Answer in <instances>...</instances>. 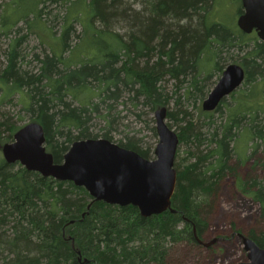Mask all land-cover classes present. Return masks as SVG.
I'll return each instance as SVG.
<instances>
[{"label":"trees","instance_id":"16d2710c","mask_svg":"<svg viewBox=\"0 0 264 264\" xmlns=\"http://www.w3.org/2000/svg\"><path fill=\"white\" fill-rule=\"evenodd\" d=\"M138 1L142 11L126 0H76L67 7L58 38L48 22L42 23L45 0H33L32 8L14 22L1 15L6 36L21 22L29 33L39 34L35 28L40 22L52 40L41 39L45 50L43 58L35 56L38 70L23 68L19 48L24 38L13 40L4 51L7 62L0 80L25 98L22 111L43 126L55 164L64 162L75 142L88 139H107L153 160L152 150L140 140L127 137L115 142L111 135L115 105L167 108L172 97L165 85L170 80L180 87L188 83L186 98L204 102L207 83L216 72L222 77L224 53L244 54L240 65L246 71L245 89L214 112L199 108L197 120L187 111L178 118L167 108V119L180 124L175 131L179 147L185 145L190 157L187 164L177 162L178 149L174 211L158 216L144 218L134 206L95 201L72 182L46 178L3 159L0 264H168L179 246L202 249L199 239L205 242L210 229L212 201L227 177L261 205L264 217V178L240 173L241 166L255 159L253 167L261 164L264 172V42L239 28L209 24L216 0ZM76 23L82 28L81 40L71 46ZM113 23H124L126 34L116 32ZM85 41L98 52L83 50L75 59ZM206 59L215 62L214 71H206ZM180 101L177 98L178 105ZM216 113L222 115L219 123ZM98 119L106 125L102 136L93 132ZM21 127L0 123V131L10 130L6 144L14 141ZM248 237L264 249V229L252 230Z\"/></svg>","mask_w":264,"mask_h":264},{"label":"rangeland","instance_id":"374dc122","mask_svg":"<svg viewBox=\"0 0 264 264\" xmlns=\"http://www.w3.org/2000/svg\"><path fill=\"white\" fill-rule=\"evenodd\" d=\"M75 1L76 0H45V3L41 5V8L45 10L42 23L48 22V27L53 28V32H55V38H58L63 31V18L66 15L67 7ZM126 1L136 11H142L141 1ZM32 6L33 0H0V18L3 14L9 21L14 22L19 16L26 14ZM241 8L242 0H216L214 7L209 12L208 23H219L228 26L230 29H238L237 21L240 17ZM116 23L112 24L115 31L125 35L128 31V27L124 23H119L118 25H116ZM38 24L39 28L35 29L39 34L29 33L27 26L21 22L11 31L9 36H6L4 35L0 23V74L7 62L4 51L9 48L13 40L19 38H24L22 46L19 48L22 55L21 60L24 64L23 68L25 70H38L39 64L35 56L39 55L43 58L45 50V47L41 45V39L43 41L45 40L44 42L46 43H52V40L48 37V32L43 31V26L40 22ZM18 28L21 29L19 32L17 31ZM74 30V36H71L69 41L71 46L79 44L81 40V26L76 23L74 25ZM100 47L101 45H99V48ZM83 50L85 52L90 51L91 54H96L98 52V49L90 47L88 41H85L83 46L79 47L75 52V59L80 57ZM243 55V53H239L235 50H232L230 53H224L221 60L222 68L225 70L226 66L232 63L240 64ZM204 65L207 72L216 69L214 61H208L206 59ZM205 74L206 73L201 74L200 79H202ZM219 79L220 73L216 72L211 81L207 83L205 88L206 96L203 97L204 99L209 96ZM165 87V91L169 95V98L172 97L167 106L170 112L175 113L178 118L183 117V112L185 111L189 112L195 120L200 117L199 108H202L203 100L200 98L197 100H189L186 98L188 83L180 87L176 85L174 81L170 80ZM242 89L245 88L242 87ZM239 90H241V88ZM175 92H177V95H175ZM179 97L181 101L178 105L176 101ZM231 101V98L227 99L226 104H230ZM23 104H25V98L20 94V91L13 90L11 85H6L5 82L0 80V123L8 121V124L12 127H21L30 123L32 118L25 113V111H22ZM155 112L156 111H152L148 107L145 108L140 106L135 109L131 104H128L126 107L121 105V103L116 104L113 111L115 117L111 130V135L115 142L125 141L127 137L140 140L142 146L152 150V158L155 159L154 153L159 143V137L154 133V129L156 128ZM138 115L141 117H138ZM221 116V113H216L214 119L218 120L219 123L222 120ZM169 123L174 131L179 132L180 124L178 125V121L175 122L167 119V124ZM95 124L94 134L102 136L101 129L106 126L105 122L98 119ZM9 133L10 130L7 128H3V130L0 131V164L4 159L2 148L6 144L5 141ZM179 151L180 155L177 162H181L182 165L187 164L190 157L187 147L181 145ZM259 158L260 156L257 157V159ZM232 160V162H234V159ZM255 160L247 163L245 167L241 166L240 173L243 176L250 174L252 177L258 176L259 179L264 178L261 164L258 165L257 168L253 167ZM211 206V215L208 218L210 229L204 235L205 242L201 241L203 243H210L216 239L218 241L209 247H205L201 244L202 249L187 248L184 245L179 246L176 248L175 252H172V257L168 264H237L248 262V253L245 250L243 236L248 237V233L252 230L264 229V217L262 216L263 212L261 205L242 194L238 190L236 180L233 177H227L220 183L218 195L212 201ZM206 211H209V209ZM208 248L211 249L209 251L204 250Z\"/></svg>","mask_w":264,"mask_h":264},{"label":"water","instance_id":"95a60500","mask_svg":"<svg viewBox=\"0 0 264 264\" xmlns=\"http://www.w3.org/2000/svg\"><path fill=\"white\" fill-rule=\"evenodd\" d=\"M244 13L237 21L238 28L247 35L256 33L264 42V0H242ZM245 68L230 64L202 104L206 113L214 112L221 103L244 84ZM159 143L155 159L149 160L133 150L107 139H88L75 142L62 164H55L47 151L43 126L30 122L14 134V141L2 148L4 161L20 164L30 172L60 182H72L84 188L98 202L112 206H134L144 218L161 215L172 209L177 186L175 162L179 149L178 134L167 124V108L155 112ZM199 242L205 247L216 243ZM248 262L264 264V249L251 238L243 236Z\"/></svg>","mask_w":264,"mask_h":264},{"label":"flooded vegetation","instance_id":"af4514ba","mask_svg":"<svg viewBox=\"0 0 264 264\" xmlns=\"http://www.w3.org/2000/svg\"><path fill=\"white\" fill-rule=\"evenodd\" d=\"M244 13V11H243V8H242V14ZM241 15V14H240ZM252 34H256L255 32L254 33H252Z\"/></svg>","mask_w":264,"mask_h":264}]
</instances>
